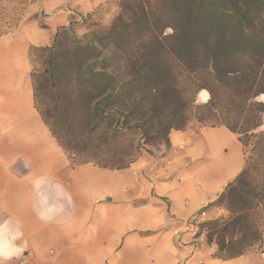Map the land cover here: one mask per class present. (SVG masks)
Wrapping results in <instances>:
<instances>
[{
    "label": "crops",
    "instance_id": "0c3cea01",
    "mask_svg": "<svg viewBox=\"0 0 264 264\" xmlns=\"http://www.w3.org/2000/svg\"><path fill=\"white\" fill-rule=\"evenodd\" d=\"M111 1L30 0L0 32V264H264V223L261 242L232 259L197 235L208 218L191 225L245 168L236 133L192 121L160 153L104 168L73 164L38 111L30 48L50 47L61 27L89 33Z\"/></svg>",
    "mask_w": 264,
    "mask_h": 264
},
{
    "label": "trees",
    "instance_id": "16d2710c",
    "mask_svg": "<svg viewBox=\"0 0 264 264\" xmlns=\"http://www.w3.org/2000/svg\"><path fill=\"white\" fill-rule=\"evenodd\" d=\"M118 3L120 11L111 28L94 40H82L72 25L61 27L50 47H31L30 55L47 52L45 75L52 79L63 35H76L78 59L79 54L82 58L88 51L95 53L93 66L88 57L79 62L85 67L80 79L85 93L75 101L87 112L89 135L113 127L117 134L139 132L146 138L155 128L168 146L170 131L184 130L192 121L236 133L251 156L246 154L244 170L204 208L225 207L231 219L204 221L197 235L208 228L209 242L217 236L216 257H238L262 240L256 209L264 205V0ZM32 75L36 107L52 135L75 156L86 153L90 136L80 142L69 122H59L57 112L40 110L36 79L41 77ZM202 91L208 94L206 102L197 100ZM70 158L73 164L93 162L120 169L138 157L111 166ZM260 217L264 220V214ZM237 230L242 237L226 242L225 233Z\"/></svg>",
    "mask_w": 264,
    "mask_h": 264
},
{
    "label": "rangeland",
    "instance_id": "374dc122",
    "mask_svg": "<svg viewBox=\"0 0 264 264\" xmlns=\"http://www.w3.org/2000/svg\"><path fill=\"white\" fill-rule=\"evenodd\" d=\"M29 2L30 0H0V32H9L20 22ZM118 2L119 0H112L102 10L104 13L102 21H97L96 27L86 36H80V38L85 42L92 41V39L94 40L97 36L107 32L120 11ZM166 33L170 34L171 29L166 30ZM74 36L76 37V35ZM74 36L70 34L69 36L63 35L61 37L57 54V65L52 79L45 75V70L48 67L47 52L35 51L34 55L36 61L34 74L41 77L36 79L37 94L39 95L38 107L40 110L44 113L49 110L57 112L59 122H69L73 130L82 137L77 138L80 142L84 143L85 136H90L88 137L90 145L86 153L75 156L74 151L64 149L67 154L76 160L90 159L111 166L135 159L145 151L155 154L164 150L167 147L165 137L163 135L157 136L155 128L150 132L149 137L146 138L141 136L139 132L117 134L113 131V127L110 129L106 127L89 135V129L86 128V123L89 120L87 112L80 104L77 105L75 101L85 93L84 86L80 82V79L84 77L85 67L79 62L88 57V64L93 66L95 53L88 51L83 54L82 58L79 54L78 59L77 46L73 41ZM207 99L208 96L205 91L200 92L197 97L198 102H206ZM261 99H264V96ZM68 134L69 140H73L74 137L70 136L72 133L69 131ZM246 154L248 157L251 156L249 148ZM256 210L258 212L257 217L260 219L261 230L264 220L260 215L264 214V205L259 206ZM209 211L206 221L220 219L221 223H224L231 219V215L225 207H215L211 212ZM208 230V228L203 230L206 239ZM224 236H226L225 241L228 242L230 239L241 238L242 234L237 230L233 233H225ZM216 240L217 236L215 235L213 241L216 242Z\"/></svg>",
    "mask_w": 264,
    "mask_h": 264
},
{
    "label": "built area",
    "instance_id": "2783aa9c",
    "mask_svg": "<svg viewBox=\"0 0 264 264\" xmlns=\"http://www.w3.org/2000/svg\"><path fill=\"white\" fill-rule=\"evenodd\" d=\"M208 217V211H206L204 208H202V210L199 212L198 216L196 218H194L191 221V225H195V222L199 220V218H207ZM174 233L177 234L178 230H174ZM262 256H264V253H262Z\"/></svg>",
    "mask_w": 264,
    "mask_h": 264
}]
</instances>
